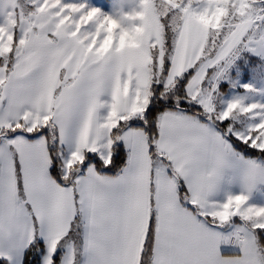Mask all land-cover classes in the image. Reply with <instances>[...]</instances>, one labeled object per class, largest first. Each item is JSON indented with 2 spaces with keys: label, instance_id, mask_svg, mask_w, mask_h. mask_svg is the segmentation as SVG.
<instances>
[{
  "label": "snow or ice",
  "instance_id": "1",
  "mask_svg": "<svg viewBox=\"0 0 264 264\" xmlns=\"http://www.w3.org/2000/svg\"><path fill=\"white\" fill-rule=\"evenodd\" d=\"M0 264H264V0H0Z\"/></svg>",
  "mask_w": 264,
  "mask_h": 264
},
{
  "label": "rangeland",
  "instance_id": "2",
  "mask_svg": "<svg viewBox=\"0 0 264 264\" xmlns=\"http://www.w3.org/2000/svg\"><path fill=\"white\" fill-rule=\"evenodd\" d=\"M104 2H105V3H110V2H111V0H104Z\"/></svg>",
  "mask_w": 264,
  "mask_h": 264
}]
</instances>
